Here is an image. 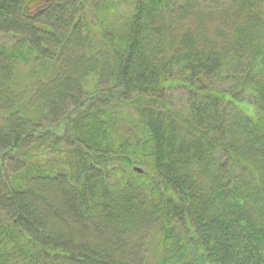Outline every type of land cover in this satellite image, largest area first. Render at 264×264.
Here are the masks:
<instances>
[{
    "label": "trees",
    "instance_id": "obj_1",
    "mask_svg": "<svg viewBox=\"0 0 264 264\" xmlns=\"http://www.w3.org/2000/svg\"><path fill=\"white\" fill-rule=\"evenodd\" d=\"M5 34L0 264H264V0H0Z\"/></svg>",
    "mask_w": 264,
    "mask_h": 264
},
{
    "label": "rangeland",
    "instance_id": "obj_2",
    "mask_svg": "<svg viewBox=\"0 0 264 264\" xmlns=\"http://www.w3.org/2000/svg\"><path fill=\"white\" fill-rule=\"evenodd\" d=\"M179 1V0H178ZM121 13L124 14V12L127 10L125 6L121 7ZM12 39H14L10 34L8 35H1L0 36V43L2 42H11ZM227 78L222 79H214L213 77H209V81L211 84L215 85L216 87L227 90L234 86L233 79L231 77V73H228ZM169 102L176 107L177 109H182L185 103V99L187 96L186 89L184 87H178L173 88L171 90L167 91ZM245 99H250L248 97H245Z\"/></svg>",
    "mask_w": 264,
    "mask_h": 264
},
{
    "label": "water",
    "instance_id": "obj_3",
    "mask_svg": "<svg viewBox=\"0 0 264 264\" xmlns=\"http://www.w3.org/2000/svg\"><path fill=\"white\" fill-rule=\"evenodd\" d=\"M46 2H51L52 0H44ZM138 172H143V170L141 168H135Z\"/></svg>",
    "mask_w": 264,
    "mask_h": 264
}]
</instances>
